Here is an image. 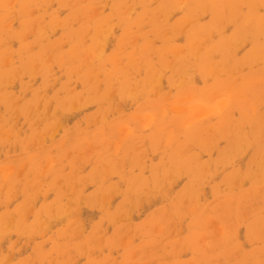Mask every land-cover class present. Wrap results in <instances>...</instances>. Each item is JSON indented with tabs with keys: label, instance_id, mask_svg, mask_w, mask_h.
<instances>
[{
	"label": "rangeland",
	"instance_id": "374dc122",
	"mask_svg": "<svg viewBox=\"0 0 264 264\" xmlns=\"http://www.w3.org/2000/svg\"><path fill=\"white\" fill-rule=\"evenodd\" d=\"M40 2L0 0V37L5 33L6 18L35 10L20 5ZM55 2L71 5V18L79 22L77 33L71 27L64 29L65 20L57 17L55 26L63 29L59 39L55 32L51 37L47 31L41 35L42 26L37 24L34 44L25 42L22 54L0 43V232L4 219L11 220L19 229V239L25 241L21 255L27 256L37 236L64 237L67 243L63 247L76 249L81 245L74 236L87 230L84 245L90 241L98 244L106 241L100 230L114 228L118 221L121 250L129 240L137 245L129 259L150 261L180 243L193 248L203 260H259L258 249L247 255L238 253L228 240V233L238 225L250 224L257 239L264 227V57L259 17H254L259 20V32L248 29L235 38L209 42L222 57L213 69L222 77L217 99L231 91L232 103L225 100L215 111L200 105H168L166 115L160 99L137 106L136 100L147 97L153 83H160L158 73L151 70L147 82L133 81L125 73L122 83L126 90L121 98L118 68L113 73L118 81L112 89L117 93L115 103L98 94L97 74L102 68L75 40L90 27L103 37L112 29L107 19H99L98 10L90 8L93 0ZM108 2L116 5L110 11L118 22L134 24L137 29L147 26L166 45L176 30L191 31L180 63L184 68H198L200 54L195 45L210 29L194 28L196 18L208 12L218 23L225 17V8L218 7L220 14H215L212 5L244 0H193V5L189 0ZM194 2L203 3V9L193 10ZM227 12L232 18L240 15L238 7ZM38 14L45 13L41 9ZM46 27L51 31L53 25ZM249 32L254 43L238 58L236 49L246 43ZM61 40L74 41L70 51L58 47ZM6 83L11 85L8 91ZM162 84L167 95L168 80ZM21 96L27 97L31 109L27 118L19 114L18 103L24 102L19 101ZM111 113L115 119H108ZM9 135L13 141L23 137L25 146L18 148L13 143L10 152L3 144ZM6 172H11L8 180L4 179ZM118 181L123 182V189L116 188ZM73 184L80 190H90L95 184L100 199L92 194L83 203L76 201L75 216L68 220L65 217L71 209L54 205L46 194L51 196L56 189ZM26 200L35 206L26 208ZM18 208L25 209L31 221L14 218ZM246 233L245 227L236 235L244 240Z\"/></svg>",
	"mask_w": 264,
	"mask_h": 264
},
{
	"label": "snow or ice",
	"instance_id": "6c2138e0",
	"mask_svg": "<svg viewBox=\"0 0 264 264\" xmlns=\"http://www.w3.org/2000/svg\"><path fill=\"white\" fill-rule=\"evenodd\" d=\"M20 6L34 7L35 10L14 19L6 18L4 21L5 33L0 37V43L14 52L22 54L25 51V42L34 44V38L36 37L34 30L37 24L42 26L41 35H43L44 31H47L48 36L51 37L52 33L55 32L57 39H59L63 29L58 30L56 28L54 22L57 17L65 20L64 29L71 27L73 33L78 31L77 24L79 22L71 18V14L68 11L71 7L69 3L41 0L35 6L23 4ZM212 6L224 7L225 17L218 23L211 20L208 12H204L196 18L193 25L194 28L196 26L200 28L209 27L210 31L208 35L195 45V51L200 54V67L189 66L184 68L180 61L183 58L184 50L189 47L191 31L185 33L183 29L176 30L166 45L159 37L154 36L152 29L147 26L137 29L134 24L123 21L118 22L110 11V9L116 7L115 4L109 3L108 0H93L90 8L98 10L100 20L107 19L112 31L108 32L107 37H103L90 27L82 38L77 37L75 43L87 48L89 53L98 60L102 68V73L97 74L98 83L96 84V89L98 94L105 97L106 100H111L115 103L117 93L112 91V89L117 85L118 81L113 73L118 68L121 70L120 92L118 93L121 98H123L126 90L122 83L125 73L133 81L147 82V72L151 70L154 73H158L160 83H153L152 87L148 89V96H142L136 100L138 107L146 104L149 100L160 99L166 106L165 114L167 115L168 105L186 108L200 105L211 108L214 111L219 109L225 100L230 105L234 96L231 91L225 92L223 96L217 99L222 77H218L213 69L221 62L222 57L219 52L212 50L209 42H215L217 38H235L241 32H248L252 19L258 16L261 21V55L264 57V0H244V2L239 4L224 3ZM135 7L139 10L141 6L137 4ZM230 7H238L240 15L232 18L227 12ZM41 9L44 11V15L38 14V10ZM48 14H51V19H49ZM179 15L180 12L177 11L176 17ZM49 24L53 25L51 31L46 27ZM109 38L111 39L109 40ZM73 43L74 41L61 40L58 47L63 52H68ZM251 43H254V41L251 40V33L249 32L246 43L236 49L238 58L239 53ZM33 50H35L34 47ZM198 77L199 79H197ZM165 79L168 80L167 95L163 92L164 86L162 82ZM4 87L8 91L11 85L6 83ZM18 99L19 101H24L23 103H18L19 114L27 118L31 111L26 102L27 97L21 96ZM261 111L264 112V105H262ZM108 119H115V113H111ZM9 123L11 124V121ZM23 139V137H18L13 141L12 136L9 135L4 139L3 144L11 152L13 143L18 148L25 146L22 143ZM28 150L31 151L32 149L29 148ZM84 171L87 172L88 168H85ZM65 172H67V167H65ZM116 188L123 189V182L118 181ZM49 191L52 190L50 189ZM92 194L96 195L97 200L100 199V192L95 184L90 190H80L73 184L70 188L56 189L51 196L46 194V198L54 205H61L71 209V212L65 217V219L71 220L75 216V202L83 203L84 198ZM25 206L27 208L35 205L31 200H26ZM40 212L41 214H46L43 209ZM21 216L24 217L25 222L32 219L30 214H26L25 209H16L14 218ZM60 223H63V220ZM53 227L56 226L54 225ZM245 227L247 228L246 238L240 240L236 233L239 232L240 228ZM100 231L106 237V241L102 240L98 244L90 241L87 245H84L83 240L88 235L87 230L74 236L73 240L81 245L76 249L63 247L67 243L64 237L57 236L54 239H41L37 236L33 251L29 252L26 257L30 258L37 255L60 257L53 260H40L38 264H264V227H262L259 239H257L250 224L238 225L231 230L228 233V240L233 250L238 253L247 255L248 253H255L258 249L259 260L245 259L227 262L223 260H203L197 258L193 248L185 247L180 243L175 244L173 249H170L167 254L153 258L150 261L134 260L129 259L128 254L130 251L137 249V245L134 240H129L128 245L124 246V250H121V245L118 242V221L114 228H109L107 231L101 229ZM0 235H2L3 239L12 241L14 240L13 237L19 239L20 232L11 220L5 218L3 231L0 232ZM47 235V233H44L45 237ZM22 259H25V256L17 257L11 261L6 259L4 264H17L18 260Z\"/></svg>",
	"mask_w": 264,
	"mask_h": 264
},
{
	"label": "clouds",
	"instance_id": "9594fccd",
	"mask_svg": "<svg viewBox=\"0 0 264 264\" xmlns=\"http://www.w3.org/2000/svg\"><path fill=\"white\" fill-rule=\"evenodd\" d=\"M11 176V172H6L4 174V179L8 180ZM5 241H7V247H5ZM25 245V241L20 240V239H14L12 241L9 240H5L3 239V242L0 243V264H4V261L7 259L9 261L16 259L18 256H24L21 255L20 249L24 248ZM29 247H31V244L28 245ZM38 247V245H37ZM55 258H53L51 255L48 256H33V257H26L25 259L22 260H18L17 264H38V261L40 260H53Z\"/></svg>",
	"mask_w": 264,
	"mask_h": 264
},
{
	"label": "bare ground",
	"instance_id": "6f19581e",
	"mask_svg": "<svg viewBox=\"0 0 264 264\" xmlns=\"http://www.w3.org/2000/svg\"><path fill=\"white\" fill-rule=\"evenodd\" d=\"M190 2H189V5H193L192 3V1L191 0H189ZM203 7H204V5H203V3H197V2H194V6H193V10H202L203 9ZM231 8V7H230ZM211 9L213 10V13H215V14H218L220 11L218 10V7H213V6H211ZM231 13H232V9H231ZM220 14V13H219ZM260 27H259V20L258 19H255V18H253L252 19V21H251V23H250V25H249V30L250 31H253V32H259V29ZM261 164V163H260ZM264 164V163H263ZM262 170V169H261Z\"/></svg>",
	"mask_w": 264,
	"mask_h": 264
}]
</instances>
